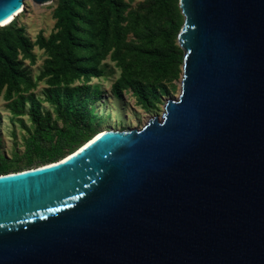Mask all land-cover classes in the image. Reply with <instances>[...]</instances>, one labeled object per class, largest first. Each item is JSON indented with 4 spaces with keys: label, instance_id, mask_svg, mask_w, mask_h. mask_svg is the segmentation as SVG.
I'll return each mask as SVG.
<instances>
[{
    "label": "water",
    "instance_id": "obj_1",
    "mask_svg": "<svg viewBox=\"0 0 264 264\" xmlns=\"http://www.w3.org/2000/svg\"><path fill=\"white\" fill-rule=\"evenodd\" d=\"M179 8L160 117L0 174V264H264V0Z\"/></svg>",
    "mask_w": 264,
    "mask_h": 264
},
{
    "label": "rangeland",
    "instance_id": "obj_2",
    "mask_svg": "<svg viewBox=\"0 0 264 264\" xmlns=\"http://www.w3.org/2000/svg\"><path fill=\"white\" fill-rule=\"evenodd\" d=\"M123 1L128 4L125 12L127 20L123 24L130 20L135 11L139 13L142 21L146 19L156 30L172 24L177 27L178 34L183 24L179 0H167L165 4H155L154 0ZM58 2L59 0H48L36 4L32 0H25L24 8L22 7L9 22L0 26V45L7 43L16 48L15 59L21 63V68L33 82L30 86L21 84L19 89L10 95L5 93V87L0 89V172L18 171L40 165L44 163L41 160L50 155V150L31 155L25 151L26 140L37 129L31 118L32 112L39 114L41 120L47 121L43 131L47 133V137L55 140L60 131L65 132V145L57 149L59 156L56 159H59L98 131L141 128L152 116L160 117L165 100L175 98L179 93L181 65L169 70L161 80L164 91L160 92L159 100L154 102L152 107L141 106L129 88L122 87L119 92L114 89L113 85L121 73L116 62L109 56L100 64V76L89 80L66 76L57 85L48 84V75L42 73L50 52L45 46H38L36 38L41 34L48 42L54 34L53 13ZM17 34L23 35L32 44L28 51L16 46ZM177 34L172 33L168 41L182 51ZM125 39L136 40L129 30ZM152 80L153 77L150 76L149 81ZM48 89L59 93L58 105L48 100ZM89 98H93V101L89 102L85 109L83 105ZM75 127L81 130L77 136L72 137V129Z\"/></svg>",
    "mask_w": 264,
    "mask_h": 264
},
{
    "label": "trees",
    "instance_id": "obj_3",
    "mask_svg": "<svg viewBox=\"0 0 264 264\" xmlns=\"http://www.w3.org/2000/svg\"><path fill=\"white\" fill-rule=\"evenodd\" d=\"M155 4H165L167 0H154ZM128 4L123 0H59L54 11L55 32L48 42L39 34L38 46L50 52L42 75H48L47 83L57 85L66 76L89 80L101 75V62L109 56L120 68V76L114 83L119 92L122 87L129 88L141 106L152 107L164 91L161 80L169 70L182 65V51L171 45L168 38L177 34V27L169 24L156 30L135 11L127 20L125 14ZM5 25V24H4ZM131 31L135 41H127L125 34ZM18 48L28 51L32 44L20 34L15 38ZM16 48L10 44L0 45V89L10 95L21 84L32 85V78L21 68L15 59ZM152 76L153 80L149 81ZM48 100L60 103L57 91L48 89ZM64 93L61 94L63 97ZM89 98L84 103L87 108ZM31 118L37 129L26 140L25 151L31 155L40 151L50 152L44 163L57 160L58 150L65 145V132H59L55 140L47 137L44 128L47 121L41 120L39 114L32 112ZM42 130V131H41ZM81 128L72 129V137L77 136ZM47 132V130L45 129ZM41 165V164H40ZM38 166V165H37ZM10 171H2L0 174ZM14 172V171H11Z\"/></svg>",
    "mask_w": 264,
    "mask_h": 264
},
{
    "label": "bare ground",
    "instance_id": "obj_4",
    "mask_svg": "<svg viewBox=\"0 0 264 264\" xmlns=\"http://www.w3.org/2000/svg\"><path fill=\"white\" fill-rule=\"evenodd\" d=\"M22 7H23V6H20V8H18V9L15 11V13L10 14V15H8V16L2 18V19L0 20V26L6 24L7 22H9V21L13 18L14 15H16L18 12L21 11ZM23 8H24V7H23ZM102 131H103V130L94 133L89 139H91V138L94 137L96 134H98V133H100V132H102ZM85 144H86L85 142L81 143L79 146H77V147H76L75 149H73L71 152L65 154L64 156L60 157L59 159H57V160H55V161H51V162H48V163H45V164H41V165H38V166H34V167H39V166H42V165L53 164V163H55V162H59L60 160H62V159H64L65 157H67L69 154L77 152V151H78L80 148H82ZM34 167H32V168H34Z\"/></svg>",
    "mask_w": 264,
    "mask_h": 264
}]
</instances>
